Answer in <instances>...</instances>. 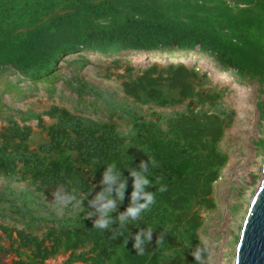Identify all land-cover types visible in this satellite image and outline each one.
<instances>
[{
    "label": "rangeland",
    "instance_id": "obj_1",
    "mask_svg": "<svg viewBox=\"0 0 264 264\" xmlns=\"http://www.w3.org/2000/svg\"><path fill=\"white\" fill-rule=\"evenodd\" d=\"M74 118L91 119L104 133L117 135L119 149L133 144L136 127L148 135L134 142L137 147L148 144L152 133L164 135L159 165L167 156L180 159L179 150L197 160L200 167L189 182L194 196L173 187L160 203L151 193L153 203L143 213L175 229L178 241L203 247L193 264L234 263L240 228L262 178L264 82L238 76L198 49H121L69 53L43 78L0 69V153L31 155L47 164L54 155L67 153L83 173H70L62 183L48 186L30 177L21 163H0V264H65L72 256L77 257L72 264H94L97 234L119 224L125 210L116 207L106 228L96 227L84 238L66 234L91 216L98 219L91 202L107 166L101 174L92 172L87 165L92 151L65 145L71 133L59 123ZM45 145L50 152L42 150ZM144 174L156 194L159 177ZM205 182H210L208 192L201 190ZM68 195L75 198L65 200ZM118 235L127 246L125 229ZM134 263L147 264L149 257L126 249L109 264Z\"/></svg>",
    "mask_w": 264,
    "mask_h": 264
},
{
    "label": "trees",
    "instance_id": "obj_2",
    "mask_svg": "<svg viewBox=\"0 0 264 264\" xmlns=\"http://www.w3.org/2000/svg\"><path fill=\"white\" fill-rule=\"evenodd\" d=\"M121 49L145 52L198 49L236 75L264 82V0H0V69L12 67L22 76L43 78L52 74L69 53ZM59 126L71 133L65 140L70 150L82 146L92 151L93 157L87 160L92 172L101 174L105 164H112L119 171L125 191L116 207L125 210L129 204L132 178L128 172L132 169L128 163L139 168L141 161L146 175L160 179L156 194L149 187L144 188L158 202L164 203L173 187L183 188L194 196L190 175L200 163L179 150L183 154L180 159L167 156L159 165L164 159V135L149 133L152 137L148 138V144L137 147L134 142L139 143L148 135L136 127L133 144L119 149L117 135L104 133L91 119L60 121ZM42 150L50 152L51 147L45 145ZM52 159L47 164L31 155L0 153V163L8 167L21 163L30 177L40 178L48 186L62 183L70 173L83 174L70 154L61 153ZM103 187L101 184L100 190ZM209 187L210 182H205L201 190L208 192ZM154 221L143 213L123 227L112 223L102 234H97L98 244L92 249L94 264L113 263L115 256L126 249L135 252L132 235L148 227L152 228L151 239L144 243L142 254L149 257L147 264H193L192 253L203 254V247L187 245L183 239L178 241L175 229ZM95 228L91 216L66 234L69 239L84 238ZM123 229L129 240L127 246L118 235ZM76 260L72 256L65 264Z\"/></svg>",
    "mask_w": 264,
    "mask_h": 264
},
{
    "label": "clouds",
    "instance_id": "obj_3",
    "mask_svg": "<svg viewBox=\"0 0 264 264\" xmlns=\"http://www.w3.org/2000/svg\"><path fill=\"white\" fill-rule=\"evenodd\" d=\"M139 171L133 169L129 170L128 175L132 178V189L129 193V204L125 208L123 213L118 216V222L121 227L127 224L129 221L137 220L141 213L146 211L147 208L153 203L154 197L151 193L144 190L149 181L145 178L146 168L144 163H139ZM104 187L98 191L95 195L94 201L91 203L96 204V211L98 213V219L95 221V226L104 229L110 223L111 219L109 213L116 209L117 202L123 200V194L125 191V181L121 178L118 170L113 165L109 164L105 167L102 173V179L100 181ZM115 185V187H113ZM114 194V198H113ZM75 197L72 195L65 196V200H71ZM143 200L142 203L138 202ZM79 203V200H77ZM152 228L148 227L143 230H139L132 235L133 244L137 255L144 253V243L151 239ZM143 235V240L141 239ZM127 241L125 240L124 243ZM166 255V253H164ZM193 258L199 261L200 257L198 252L192 253Z\"/></svg>",
    "mask_w": 264,
    "mask_h": 264
},
{
    "label": "water",
    "instance_id": "obj_4",
    "mask_svg": "<svg viewBox=\"0 0 264 264\" xmlns=\"http://www.w3.org/2000/svg\"><path fill=\"white\" fill-rule=\"evenodd\" d=\"M261 173L240 228L233 264H264V158Z\"/></svg>",
    "mask_w": 264,
    "mask_h": 264
},
{
    "label": "bare ground",
    "instance_id": "obj_5",
    "mask_svg": "<svg viewBox=\"0 0 264 264\" xmlns=\"http://www.w3.org/2000/svg\"><path fill=\"white\" fill-rule=\"evenodd\" d=\"M262 163H263V160H262ZM262 163H261V164H262ZM250 202H251V201H250ZM247 210H248V209H247Z\"/></svg>",
    "mask_w": 264,
    "mask_h": 264
}]
</instances>
